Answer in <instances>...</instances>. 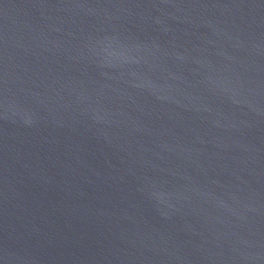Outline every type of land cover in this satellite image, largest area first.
Returning <instances> with one entry per match:
<instances>
[{"label": "water", "instance_id": "1", "mask_svg": "<svg viewBox=\"0 0 264 264\" xmlns=\"http://www.w3.org/2000/svg\"><path fill=\"white\" fill-rule=\"evenodd\" d=\"M0 264H264V0H0Z\"/></svg>", "mask_w": 264, "mask_h": 264}]
</instances>
